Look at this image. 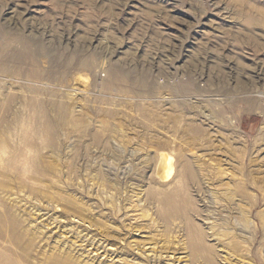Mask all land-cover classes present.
Segmentation results:
<instances>
[{
	"label": "rangeland",
	"instance_id": "374dc122",
	"mask_svg": "<svg viewBox=\"0 0 264 264\" xmlns=\"http://www.w3.org/2000/svg\"><path fill=\"white\" fill-rule=\"evenodd\" d=\"M0 57V264H264V0H0Z\"/></svg>",
	"mask_w": 264,
	"mask_h": 264
},
{
	"label": "bare ground",
	"instance_id": "6f19581e",
	"mask_svg": "<svg viewBox=\"0 0 264 264\" xmlns=\"http://www.w3.org/2000/svg\"><path fill=\"white\" fill-rule=\"evenodd\" d=\"M4 35V34H3ZM24 35V34H23ZM13 36V35H12ZM14 36H15V34H14ZM22 36V35H21ZM17 37V36H16ZM19 37V36H18ZM17 37V38H18ZM4 38V37H3ZM6 39V38H5ZM5 39H3V40H5ZM8 39V38H7ZM21 38H19V40H20ZM9 42V41H8ZM15 42V41H14ZM12 44H13V42H12ZM19 44H21V41L19 42ZM9 45H11V44H9ZM13 46H14V44H13ZM16 46V45H15ZM18 46V45H17ZM22 46V45H21ZM25 47V46H24ZM10 48V47H9ZM12 48H10V50H11ZM18 50V49H17ZM19 51V50H18ZM7 52V51H6ZM5 52V53H6ZM12 52V51H11ZM20 52V51H19ZM19 55V54H18ZM24 55V54H23ZM9 56V55H8ZM12 56V55H11ZM21 56V55H20ZM13 57V56H12ZM1 58V57H0ZM13 59V58H12ZM17 59V58H16ZM20 60V59H19ZM22 60V59H21ZM1 61L2 60H0V63H1ZM2 63H3V61H2ZM5 64H6V61H5ZM10 64V63H9ZM2 65V64H1ZM6 66V65H5ZM10 68V67H9ZM1 69H2V66H1ZM8 71V70H7ZM10 71V70H9ZM5 77V76H4ZM9 78V77H8ZM195 130V129H194ZM174 161V158H173V156L170 154V153H167V152H162L161 154H160V160H159V162H158V164L156 165V168H155V174H156V179L158 178L161 182H163V183H167V182H169L170 180H171V178H172V176L174 175L173 173H174V171H175V163L173 162ZM196 168V167H195ZM197 171H198V169H196ZM191 172V171H190ZM177 175H178V172L176 173ZM182 175V174H181ZM192 177V176H191ZM194 178V177H193ZM174 179V178H173ZM157 182H158V180H157ZM160 182V183H161ZM172 182V181H171ZM170 182V183H171ZM222 182V181H221ZM223 183H225L224 181H223ZM169 184V183H168ZM230 184V183H229ZM163 185H166L167 186V184H163ZM169 185H171V184H169ZM173 186V185H172ZM172 186H170V187H172ZM233 186V185H232ZM241 186V185H240ZM168 187V186H167ZM166 188V187H165ZM169 188V187H168ZM167 189V188H166ZM159 190V189H158ZM163 190V189H162ZM173 190V189H172ZM183 190V189H182ZM160 191H161V189H160ZM165 192V191H164ZM173 192H175V191H173ZM178 192V191H177ZM154 193V192H153ZM152 193V194H153ZM158 193V192H157ZM179 193V192H178ZM181 193V192H180ZM185 193V192H184ZM147 194H149V193H147ZM174 194V193H173ZM183 194V193H182ZM146 195V194H145ZM160 195V194H159ZM179 195V194H178ZM148 196V195H147ZM146 196V198H148ZM152 196V195H151ZM154 196V195H153ZM153 196L151 197V198H153ZM186 196V195H185ZM185 196H184V198H185ZM189 196V195H188ZM188 196L186 197V198H188ZM192 196V195H191ZM156 197V196H155ZM158 197V196H157ZM157 197H156V199H157ZM162 197H163V195H162ZM129 199V198H128ZM150 199V198H149ZM148 199V200H149ZM155 200V199H154ZM169 200H171V199H169ZM131 201V200H130ZM134 201V200H133ZM158 201V200H157ZM156 201V202H157ZM186 201V200H185ZM190 201H192V200H190ZM128 202V201H127ZM146 202V201H145ZM148 202V201H147ZM171 202V201H170ZM169 202V203H170ZM187 202H189V200L187 199ZM130 203H133V202H130ZM137 203V202H136ZM150 203H151V201H150ZM172 203V202H171ZM180 203H182V202H180ZM186 203V202H185ZM191 203H193V202H191ZM127 204V203H126ZM135 204V203H134ZM145 204V203H144ZM155 203H153V205H154ZM158 204V203H157ZM130 205V204H129ZM132 205V204H131ZM143 205V204H142ZM159 205V204H158ZM171 205V204H170ZM139 206H141V205H139ZM156 206V205H155ZM186 206H187V204H186ZM171 207H172V205H171ZM188 207V206H187ZM135 208V207H134ZM160 208H161V206H160ZM182 208V206H180V209ZM190 208V207H189ZM136 209V208H135ZM134 209V210H135ZM167 209V208H166ZM183 209V208H182ZM181 209V210H182ZM187 209V208H186ZM118 210V209H117ZM116 210V212H118ZM124 210V209H123ZM122 210V211H123ZM127 210V209H126ZM136 210H138V205H137V209ZM181 210H180V214H181ZM190 210V209H189ZM141 211V210H140ZM155 212H156V210H154ZM158 211V210H157ZM163 211V210H162ZM179 211V210H178ZM115 212V213H116ZM176 212V210L174 211V213ZM184 212V211H183ZM185 212H186V210H185ZM113 213V212H112ZM115 213H113L112 215H114ZM140 213V212H139ZM143 213V212H142ZM150 213V212H149ZM158 213V212H157ZM156 213V214H157ZM160 213H163V212H160V210H159V215H160ZM165 213H168V212H166L165 211ZM169 213H172V212H169ZM126 214V213H125ZM176 215H177V212L175 213ZM185 214H187V212L185 213ZM137 215V214H136ZM146 215V214H145ZM145 215H143V216H145ZM148 215V214H147ZM150 215V214H149ZM154 215V214H153ZM102 216V215H101ZM132 216H134V215H132ZM142 216V215H141ZM143 216L141 217V218H143ZM162 216V215H161ZM164 216H165V218H166V214H164ZM168 216H169V214H168ZM172 216H173V213H172ZM185 216V215H184ZM119 217V216H118ZM127 217V216H126ZM126 217H125V219H126ZM170 218H172L171 217V214H170V216H169ZM168 217V218H169ZM175 217V216H174ZM179 217V216H178ZM181 217V216H180ZM179 217V218H180ZM100 218V217H99ZM116 218V217H115ZM132 218V217H131ZM130 218V220H132ZM139 218H140V216H139ZM148 218V217H147ZM155 218V217H154ZM156 218H157V215H156ZM163 218V217H162ZM184 218H186V217H184ZM183 218V219H184ZM187 218H188V216H187ZM102 219V218H101ZM161 219V218H160ZM189 219V218H188ZM187 219V220H188ZM118 220V219H117ZM134 220V219H133ZM156 220V219H155ZM163 220V219H162ZM171 220V219H170ZM174 221H175V219H173ZM177 220V219H176ZM182 220V219H181ZM126 221V220H125ZM136 221V219L134 220V222ZM158 221V220H157ZM104 222V221H103ZM119 222V221H118ZM131 222V221H130ZM137 222H139V221H137ZM160 222V221H159ZM187 222V221H186ZM186 222H185V225H186ZM117 223V222H116ZM127 223V222H126ZM166 222H164V224H165ZM189 224H191V223H189ZM188 224V225H189ZM143 225V224H142ZM147 225H149V223L147 224ZM179 225V224H178ZM185 225H184V228H185ZM150 226H152V225H150ZM169 226V225H168ZM167 226V228H169ZM198 226V225H197ZM194 227V226H193ZM193 227H191V228H193ZM190 228V229H191ZM126 229V228H125ZM143 229V228H142ZM144 229H145V227H144ZM147 229V228H146ZM179 229V228H178ZM187 229V228H186ZM197 229H198V227H197ZM184 231H185V229H184ZM187 231V230H186ZM201 230H199L198 232H200ZM193 232V231H192ZM197 232V233H198ZM203 232V231H202ZM194 233V232H193ZM205 233V232H204ZM204 233H202V234H204ZM106 234H107V232H106ZM116 234V233H115ZM206 234V233H205ZM109 235V234H108ZM113 235V234H112ZM193 235V234H192ZM200 235H201V233H200ZM110 236V235H109ZM158 236V235H157ZM204 236V235H203ZM150 237V236H149ZM207 237V236H206ZM115 238H116V236H115ZM191 239V238H190ZM149 240V239H148ZM153 240H155V239H153ZM202 242V241H201ZM198 243V242H197ZM165 244V243H164ZM194 244V243H193ZM166 245V244H165ZM199 245V244H198ZM175 246V245H174ZM182 246V245H181ZM195 246H196V243H195ZM195 246H192V248L193 247H195ZM210 247L212 246V245H209ZM209 246H207V248L209 247ZM199 247V246H198ZM214 247L215 246H213V247H211V248H209V249H212L211 251H212V253H214V251H213V249H214ZM202 248V247H201ZM205 247H203V249H204ZM206 248V249H207ZM155 249V248H154ZM199 249V248H198ZM206 249H204V250H206ZM216 249H217V247H216ZM234 249V248H233ZM238 249V248H237ZM172 250V249H171ZM174 250V249H173ZM195 250V248L193 249V251ZM204 250H201L200 252H202V251H204ZM208 250V249H207ZM250 250V249H249ZM196 251V250H195ZM210 251V252H211ZM217 251V250H216ZM188 252H190V251H188ZM208 252V251H207ZM192 253V252H191ZM193 254V253H192ZM201 253H199L198 255H199V257L202 255H200ZM203 254H204V252H203ZM189 255V254H188ZM194 255H196L195 253H194ZM210 255V254H209ZM214 255V254H213ZM216 255V254H215ZM221 255V254H220ZM217 256H219L218 254H217ZM195 258H197V255L195 256ZM208 258H210V257H208ZM219 258V257H218ZM228 258V257H227ZM199 259H201V257L199 258ZM203 259H205L204 258V255H203ZM207 259V258H206ZM58 260V259H57ZM68 260V259H67ZM202 261V260H201ZM205 261V260H204ZM203 261V262H204ZM210 262H211V259H210ZM36 263V262H35ZM198 263H199V260H198ZM197 262H196V264H198ZM206 263V262H205ZM56 264V263H55ZM213 264H216V263H213Z\"/></svg>",
	"mask_w": 264,
	"mask_h": 264
}]
</instances>
